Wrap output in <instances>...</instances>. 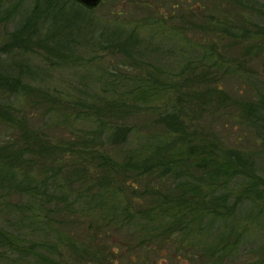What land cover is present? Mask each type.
I'll return each mask as SVG.
<instances>
[{"label": "trees", "instance_id": "trees-1", "mask_svg": "<svg viewBox=\"0 0 264 264\" xmlns=\"http://www.w3.org/2000/svg\"><path fill=\"white\" fill-rule=\"evenodd\" d=\"M219 1L204 3V8H198L201 16L189 14L187 24L200 31L196 48L199 57L197 60L183 54L176 79L165 81L148 72L129 71L124 72L130 77L125 79L122 78L124 73L107 69L102 74L105 79L97 78L98 85L87 93L94 95V100L75 97V106L68 107L65 112L71 114L75 110V118H71L73 114L67 115L66 120L84 119L91 126L93 123L100 126L102 131L95 129L80 141H72L74 137H68L66 141L58 138L49 141L37 130L23 129L5 103L0 101V120L16 124L25 137L20 143H0L2 190L12 183L18 186V179L14 176L25 161L31 163L33 157L39 156L47 164L44 168L41 166L43 173L34 179V185L18 186V193L34 197L30 203L23 204L31 211L24 216L30 222L22 224L21 220L19 232L0 225V264H119L118 259L124 255L120 250L122 246L133 252L142 251L145 255L158 241L174 242L175 251L187 252L190 257L202 260L203 264H223V260L230 264L228 259L237 251L244 231L235 220L242 204L240 198L251 192H256L258 198L264 194V177L256 172L249 152L235 147H226L229 152L220 150L224 148V142L208 140L188 130L176 108L155 117L160 131L168 137L163 141L158 142L157 135H147L140 147L138 145L131 152L125 150L122 160L116 161L107 151L90 150L95 145L94 139L101 137L103 126L109 130L106 135L109 142H115L114 139L121 135L125 141L131 128L124 118L134 113L150 114L146 100L140 105L135 104L142 108L141 111H129L132 110L129 102L133 104L144 97H159L169 90L174 91L178 101L184 95L210 91L214 92L216 100L226 99L222 76L231 77L246 60L254 62L264 58V27L249 22L242 11L249 9L247 5L255 1ZM16 10L10 7L3 12L1 19H9ZM82 10L85 11L73 0L37 2L9 32L8 43L4 45L9 50L26 52L35 46L46 51L52 48L58 56L71 54L66 52L70 50L67 47L70 40H63L72 29L63 32L70 23L75 28L82 24ZM176 12L178 19H182L183 11ZM44 27L49 31L41 33ZM122 31L120 25H115L105 47L115 48L132 60L134 48L130 39L135 30L127 29L128 33L121 37ZM205 57L209 62L202 63ZM32 85L28 80L22 81L20 75L0 69V92L46 96L44 89ZM117 85H123L124 90ZM260 95L256 101L242 100L240 113L245 116L264 114V94ZM125 96L129 97L124 99ZM47 102L53 105V102ZM234 115L231 114L232 118L237 117ZM44 170H52V177ZM239 176L246 178L244 193L234 194L229 184ZM123 185H129L132 196L118 202L113 198ZM103 195L110 196L112 201L108 203L109 199ZM32 206L36 211H32ZM40 213L38 228L34 216ZM136 214L141 216L142 222L132 231L129 222ZM24 226L30 227V231L23 230L21 227ZM215 227L218 229L213 234L212 244H206L204 235L212 234L210 229ZM36 229L42 230L43 234L33 239ZM189 248L196 253L188 252ZM131 261L133 264H147L149 259L141 257Z\"/></svg>", "mask_w": 264, "mask_h": 264}, {"label": "rangeland", "instance_id": "rangeland-1", "mask_svg": "<svg viewBox=\"0 0 264 264\" xmlns=\"http://www.w3.org/2000/svg\"><path fill=\"white\" fill-rule=\"evenodd\" d=\"M41 1L44 0H0V69L12 75L18 74L22 81L28 80L35 87L44 89L47 97L40 98L41 96L36 94H30V96L3 91L0 92V101L5 103L13 119H16L23 129L28 127L37 130L45 134L49 141L51 138L66 141L68 137H74L72 141H80L95 129L102 131L100 126L95 123L91 126L85 123L83 118L82 121L66 120L67 115L73 114L71 118H75V110L71 114L65 112L68 107L75 106V97L88 101L95 99L94 95L87 93L92 92L91 89L98 85L97 78L105 79L102 74L107 69L122 73L126 71L138 74L148 72L165 81L176 79L183 54L184 57L188 55L197 60L199 57L196 48L200 31L194 30L187 24L189 14L201 16L198 8H204V3L220 2L219 0H101L93 8H86L80 4L85 9V11L82 10V24L80 23L75 28L73 23H70L63 32L64 34L68 28L72 29L69 36H65L63 40H70L69 44L67 43L70 50L66 52L71 54L64 53L63 56H58L52 52V48L46 51V49L35 46L26 52L19 51V49L9 50L4 45L8 43L9 32L26 14L30 13L37 2ZM253 1L255 3L247 5L249 9L242 10L243 14L247 16L249 22H255L264 27V0ZM68 5H70L69 2ZM10 7L17 9L16 12L9 19L2 20L3 12ZM176 10L183 11L182 19H178ZM117 24L123 28L120 36L126 35L127 29L135 30V34L130 39L132 48H134L132 60L124 57L123 53H118L115 48L105 47L107 37ZM49 28L44 27L41 33L48 32ZM40 36L45 35L40 34ZM207 59L205 57L202 63L209 62ZM233 72L231 77L230 75L222 76V87L227 93L226 99L216 100L214 92L210 91L198 95H184L178 101L173 90L159 97L151 96L135 100L133 104L129 102V98L128 105L132 109L129 111H141L142 108L135 104L140 105L146 100L150 107L148 110L150 114L137 115L134 113L124 118L125 123L131 128L125 141L121 135L114 139L115 142H109L106 138L109 130L104 129L103 126L101 137L94 139L95 145L90 150L97 149L96 151L100 153L107 151L116 161L122 160L125 150L131 152L132 149L140 147L139 144L147 135H157L158 142L163 141L168 137L160 131V124L157 123L155 117L176 108L178 115L187 123L188 130L197 136L203 135L208 140L218 139L224 142L225 145H222L224 148L220 150L229 152L226 147H235L249 152L256 172L264 177V114L245 116L239 111L242 100L256 101L261 96L260 94H264V58L254 62L246 60L237 68V71ZM122 78L129 79L130 77L124 73ZM189 79L194 80L192 76ZM117 87H123L122 90L125 88L123 85H117ZM128 97L125 96L124 99ZM47 101L53 102V105ZM231 114L237 117L232 118ZM166 119L168 122V118ZM114 120L112 122H115ZM20 132L21 129L16 124L5 119L0 120V143L10 141L12 144L18 141L20 143L25 138ZM30 161L31 163L25 161L23 168L16 170L18 174L14 176V179H18L19 187L34 185V179L43 173L41 166L44 168L47 165L44 158L39 156L33 157ZM44 172L50 173L49 176L52 177V170H44ZM242 177L244 176L235 178L229 184L234 194L243 192L245 188L246 178ZM18 186L12 183L5 185V190L0 187V225L14 232H19L20 225L30 222L24 216L29 215L31 211L27 210L26 205L23 204L30 203L34 199L31 195L18 193ZM33 193L37 195L36 192ZM131 193L129 185H123L122 190L113 199L121 202L122 198L125 200L132 196ZM103 198H108V203L112 201L110 196L103 195ZM240 199L242 204L238 207L235 220L237 224L239 223L240 230L244 231L237 245V251H234L230 255L232 258L228 260L230 264H249V262L264 264V194L258 198L256 192H251L247 196H241ZM33 208L35 206H32V211H36ZM39 218H41V213L34 216L38 228L37 219ZM197 218L200 216L198 215ZM21 220L22 224H20ZM141 222L140 215L136 214L131 217L130 230L135 231ZM21 228L30 231V227ZM217 229L218 227L212 228L210 229L212 234L204 235L206 244H212L213 234ZM42 234V230L36 229L32 237L38 239ZM79 236L83 237L82 234ZM228 239L232 237L228 236ZM174 246H176L174 242L158 241L153 249L143 255L142 251L133 252L124 245L120 249L124 255L118 261L119 264H133L132 259L137 261L142 257L149 259L147 264L204 263L202 260L198 261L197 258L190 257L187 252L175 251ZM116 248L117 246L114 247ZM188 252L196 253L190 248ZM139 254L142 256L138 257ZM223 264H227V260H223Z\"/></svg>", "mask_w": 264, "mask_h": 264}, {"label": "water", "instance_id": "water-1", "mask_svg": "<svg viewBox=\"0 0 264 264\" xmlns=\"http://www.w3.org/2000/svg\"><path fill=\"white\" fill-rule=\"evenodd\" d=\"M86 8H93L99 4L101 0H74Z\"/></svg>", "mask_w": 264, "mask_h": 264}]
</instances>
